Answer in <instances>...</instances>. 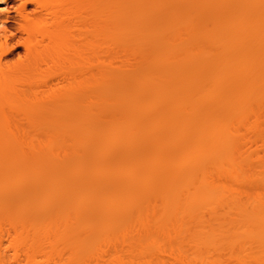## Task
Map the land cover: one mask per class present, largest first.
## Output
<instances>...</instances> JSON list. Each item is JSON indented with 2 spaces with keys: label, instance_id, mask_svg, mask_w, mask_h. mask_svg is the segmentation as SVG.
Here are the masks:
<instances>
[{
  "label": "bare ground",
  "instance_id": "1",
  "mask_svg": "<svg viewBox=\"0 0 264 264\" xmlns=\"http://www.w3.org/2000/svg\"><path fill=\"white\" fill-rule=\"evenodd\" d=\"M0 11V168L31 196L14 217L0 176V249L12 224L34 264H264V0Z\"/></svg>",
  "mask_w": 264,
  "mask_h": 264
},
{
  "label": "rangeland",
  "instance_id": "2",
  "mask_svg": "<svg viewBox=\"0 0 264 264\" xmlns=\"http://www.w3.org/2000/svg\"><path fill=\"white\" fill-rule=\"evenodd\" d=\"M0 13H1V11H0ZM8 57L11 58V55L8 56ZM17 115H18L17 117H24L22 114H17ZM0 155H2V154H0ZM11 160L13 161L14 159H11ZM11 160L8 159L6 162H8V163L12 162ZM2 161H4V159ZM4 164H5V166H7L6 165L7 163L4 162ZM9 164H8V167L11 166V169L7 170L6 169L7 167L5 168V166H3V162H2V167H4V168L3 169L0 168V176H3L4 174L5 175H9V176L11 175V186L9 187L10 190H11V199L7 197V194L10 193L9 192L10 190L8 191L9 188L7 189V191L9 193H7V191H6V193H7L6 197H7V200L9 199V201L10 200L12 201L11 203H13V201L18 202V200L20 199V201L18 202V205H17V203H16L17 206L15 205L16 212H15V216H14V217H16V215H17L19 217V215L23 216L24 214L28 213V211H29V206L28 205H29V202L31 200V196H30V194L28 192L29 188L27 189L28 185H27V183H25L27 181L24 180L25 177H22L23 176L22 175V171H21L22 168L20 169L19 167H15L14 165H13L14 167H12V163L10 165ZM14 164L16 165V163H14ZM0 165H1V163H0ZM17 165H19V164H17ZM21 177L23 179H21ZM18 179H20V180H18ZM14 181H16V182H14ZM26 185H27V187H26ZM1 192H2V189H1ZM12 195H13V197H14V195H18L19 198L15 200V199L12 198ZM0 196H2V194ZM6 197L4 195V198H3L4 201H5ZM9 201H7V202H9ZM20 218H22V217H20ZM4 222H5V220L0 217V226ZM9 228H10V225H7V224L4 227V229L6 231L9 230ZM13 229H14V227L11 224V237L10 238L5 237L6 240L4 241V244H3L2 248L0 249V253L11 254V257L14 254L18 253L20 255L21 262L20 263H16V264H34L33 256L28 254V247L31 244V240L29 242H27V245H25V246L23 245L21 247H18L17 244H16L17 240H15L16 234L13 232ZM35 255H36V257H35L36 261H43L44 259L48 258V257H45V258L41 257L44 254L39 255V254L36 253ZM11 264H15V263H11Z\"/></svg>",
  "mask_w": 264,
  "mask_h": 264
}]
</instances>
